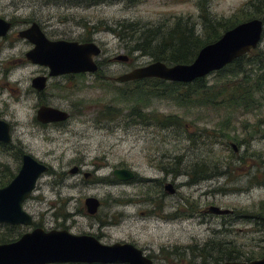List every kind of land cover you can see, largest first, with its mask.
<instances>
[{
    "label": "rangeland",
    "instance_id": "rangeland-1",
    "mask_svg": "<svg viewBox=\"0 0 264 264\" xmlns=\"http://www.w3.org/2000/svg\"><path fill=\"white\" fill-rule=\"evenodd\" d=\"M199 2L144 0L133 6L112 2L87 7L66 0H0V17L14 25L0 40V119L10 124L12 137L9 144L0 142V188L16 177L24 154L49 167L23 205L34 224L0 223V241L14 242L42 228L92 235L106 245L126 242L146 252L213 240L240 249L247 243L248 252L256 251L250 231L264 224V103L230 116L206 107H180L171 99L137 104L116 93L136 87L118 83L117 77L154 61L129 54L107 27L118 21L157 25L182 18L201 31ZM249 2L208 0L207 7L218 20L236 16L234 20L249 21L255 14L264 20V6L255 11ZM34 22L50 40L98 44L100 71L50 77L48 68L32 64L26 54L34 45L18 35ZM257 50L264 53V37ZM122 54L130 62L115 60ZM216 74L207 77L210 85L216 84ZM38 76L49 78L41 93L32 87ZM242 78L239 74L230 80ZM42 105L67 111L71 119L63 125H42L37 120ZM110 107L115 117L106 120L102 117ZM137 109L145 119L127 118ZM170 117L179 123L164 128ZM199 166L215 179L194 184ZM76 167L81 172L72 174ZM116 169L131 170L136 179L116 182ZM168 183H175L176 194L165 191ZM89 197L101 202L94 216L85 206ZM213 207L230 213H205Z\"/></svg>",
    "mask_w": 264,
    "mask_h": 264
},
{
    "label": "water",
    "instance_id": "water-1",
    "mask_svg": "<svg viewBox=\"0 0 264 264\" xmlns=\"http://www.w3.org/2000/svg\"><path fill=\"white\" fill-rule=\"evenodd\" d=\"M12 23L0 17V37L6 36ZM264 37V20L252 19L228 30L215 43L205 46L191 64L169 66L156 61L117 77L118 83H129L145 79H161L173 83H193L210 74L223 70L237 59L257 50ZM19 38L30 41L34 48L26 54L32 64L49 69L50 77L77 74H95L100 71L97 57L102 54L95 42L80 43L69 40H50L39 23L19 33ZM119 62H130L128 55L115 58ZM48 77L38 76L32 80V87L39 93L48 87ZM70 114L62 109L43 105L37 112L42 124L66 122ZM11 126L0 120V142H11ZM234 149L237 147L234 145ZM49 167L31 154H24L22 167L16 177L4 188H0V223L13 226H32L34 218L24 210V203L37 188L38 181ZM78 168L71 173L77 174ZM114 176L130 181L135 174L127 169H116ZM89 176H87L88 178ZM169 194L176 192L174 185L166 187ZM89 215L98 213L101 202L89 197L85 201ZM217 215L230 213L213 207ZM154 264L144 252L133 244L114 243L106 245L92 235H75L67 230L45 231L36 228L21 236L17 241L0 244V264ZM239 264V263H227ZM254 264H264L262 261Z\"/></svg>",
    "mask_w": 264,
    "mask_h": 264
},
{
    "label": "trees",
    "instance_id": "trees-1",
    "mask_svg": "<svg viewBox=\"0 0 264 264\" xmlns=\"http://www.w3.org/2000/svg\"><path fill=\"white\" fill-rule=\"evenodd\" d=\"M66 1H71L76 6L94 7L112 2H125L133 6L144 0ZM207 4L208 0L199 2L202 10L201 31L196 29V24L192 20L182 18L175 20L174 23L163 22L157 25L118 21L112 26H108L107 31L114 33L125 43L126 51L129 54L140 53L142 56L150 57L154 62L161 61L169 66L191 64L205 46L217 42L225 32L246 21L234 20L236 16L229 20H218L211 16ZM248 5L255 11H259L261 6H264V0H250ZM258 15L250 17L257 19ZM248 66H251L250 71ZM216 73V84L214 85L209 84L207 77L190 84L172 83L153 78L129 83L135 84V89L129 91L122 89L116 93H118V97H122V100L131 101V98H134L133 101L137 104L157 98L171 99L180 107H206L210 112L218 110L219 112H228L230 116L240 112H252L257 104L264 103V53L254 50ZM239 74H243V78L239 81L237 79L233 83L230 80L231 77H236ZM114 109L108 108L105 117H101L106 120L113 119L115 117ZM135 115L145 119V115L141 114L138 109L131 111L127 118L135 117ZM179 121L176 117H170L167 119V123L165 122L169 124L164 125V128L174 126ZM197 169L199 171L194 173L195 181L202 179V172H208V168L204 166H199ZM262 209L264 211V203ZM3 242H8V240L0 241V243Z\"/></svg>",
    "mask_w": 264,
    "mask_h": 264
},
{
    "label": "flooded vegetation",
    "instance_id": "flooded-vegetation-1",
    "mask_svg": "<svg viewBox=\"0 0 264 264\" xmlns=\"http://www.w3.org/2000/svg\"><path fill=\"white\" fill-rule=\"evenodd\" d=\"M11 23H12V29H13L14 27L13 22ZM9 34L10 33H8L4 37H0V40L6 39ZM86 74H90V73H86ZM77 75H80V74H77ZM70 119H71V115H70ZM68 121L52 123V124H42V123L41 124L47 125V126L48 125H63L67 123ZM4 144H9V143H4ZM237 151H238V148L237 150L235 149V152ZM80 172H81V169L78 167L77 173H80ZM134 174H135L134 179H136L137 174L136 173ZM201 175H202V179L199 181H195L194 184L200 183L202 181L208 182V181H211L212 179H215V174L211 173L209 169H208V172L204 171L201 173ZM115 179H116V182L118 181L128 182V181L119 180L116 177ZM168 184L165 186V191H166V187L168 186ZM171 184L174 185V188L177 192L175 183H171ZM176 192L174 194H176ZM174 194H170V195H174ZM205 213L215 214L214 212H212V209H209V211L207 212L205 211ZM254 228L255 229L251 230L250 232L253 234L251 238L252 240L251 245L253 246V248L256 249L255 252H251V251L248 252V249L246 248L248 247L247 243L242 246V249H240V248H237L236 246L233 247L232 243L223 242V241L216 242L214 240L204 242V244H196L194 246H188V247H181V246L168 247L166 246V247H162L159 250V252H156L154 250H150L147 252L146 250L145 251L143 249L141 250L144 252V255L146 257H148L151 261H153L154 264H227V263L254 264L264 259V224H258ZM214 233L216 232L214 231ZM122 243H126V242H122ZM243 248H246V250H243ZM117 264H123V263H117Z\"/></svg>",
    "mask_w": 264,
    "mask_h": 264
}]
</instances>
